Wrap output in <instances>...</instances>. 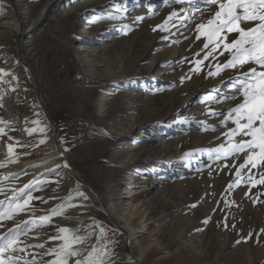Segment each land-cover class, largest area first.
Instances as JSON below:
<instances>
[{
	"label": "rangeland",
	"instance_id": "1",
	"mask_svg": "<svg viewBox=\"0 0 264 264\" xmlns=\"http://www.w3.org/2000/svg\"><path fill=\"white\" fill-rule=\"evenodd\" d=\"M9 1H21L29 27L22 50L70 166L134 233L130 244L142 264H264V184L256 183L264 166L241 168L245 154L215 151L230 143L225 133L235 125L221 121L240 101L222 100L231 95L237 70L208 76L229 54L205 60L209 49L204 37L197 39L196 25L206 24L217 6L210 0ZM7 6L0 2V25L15 18ZM173 11L178 16L168 30L157 27ZM0 69V211L28 201L10 219L0 217V236L19 225L26 251L14 255L48 264L55 256L45 253L62 243L50 238L67 227L85 237L73 245L80 255L69 264L93 247L106 249L104 264H127L125 235L95 193L58 162L53 130L11 28L0 27ZM209 95L216 99L205 100ZM53 209L60 214L52 216ZM41 216H51L50 223L39 222Z\"/></svg>",
	"mask_w": 264,
	"mask_h": 264
},
{
	"label": "snow or ice",
	"instance_id": "2",
	"mask_svg": "<svg viewBox=\"0 0 264 264\" xmlns=\"http://www.w3.org/2000/svg\"><path fill=\"white\" fill-rule=\"evenodd\" d=\"M180 2L183 3L184 0H180ZM210 3L217 6L216 11L207 20L206 24L196 25L199 32L197 39L204 37L203 47L209 49L204 59L206 60L208 56L218 51L220 55H223L224 52L229 55L222 65H217L216 72H209L208 76L219 75L224 69L237 70L239 72L238 77L230 78L231 95L223 96L222 100H236L237 96L240 97V101L228 109L224 120L221 121L222 124L231 121L235 125L225 133L230 143L227 146L221 144L215 151L218 154L222 153L225 157L245 154L246 158L240 165L241 168L248 165L251 168L264 166V0H210ZM176 16H178V13L173 11L164 21V24L157 27L167 31L165 25ZM137 19H143V17H137ZM230 35L233 37L231 40H229ZM201 63L202 61H197L196 71L201 70L199 67ZM246 65L248 66L247 70H242ZM0 71L3 70L0 69ZM204 99L215 100L216 97L209 95ZM222 100L216 102L220 103ZM35 123H38V121ZM0 133H3L2 128H0ZM236 136H239L240 140L233 142V138ZM8 147L11 153L12 146L9 145ZM186 155H190V153ZM219 158L220 155L217 156V159ZM65 166L67 165L65 164ZM49 171L53 170L50 169ZM256 183L264 184V173L261 174V178ZM28 187L29 185H25V188ZM228 187L232 188L233 185L229 184ZM23 191L22 189L21 192ZM78 195L83 196L84 194L78 193ZM68 199L71 200L72 197ZM27 203V200L23 204L16 203L15 207L9 212L0 211V217L10 219L13 212L23 211ZM2 205L3 202L0 201V208H2ZM68 206L73 207L74 205L69 204ZM59 207L62 211L64 206ZM58 214L60 212L57 209L52 210V216ZM38 221L50 223L51 216H41ZM32 223L35 225L37 222L32 221ZM27 224L26 221L25 225ZM71 231L67 227H61L58 232L62 235L50 238L60 240L62 243L58 248L47 250L46 255L55 256V259L48 261V264H69L71 257L80 255L73 245L83 243L85 237L72 235ZM103 231L104 229L101 228V233ZM21 234H23V229L17 225L15 229H9L7 233L0 236V264H35V256L32 260H27L23 256L14 255V253H24L26 251L25 247H19ZM239 242L237 241V243ZM26 247L42 248L44 246L28 245ZM105 254L106 249L101 251V249L93 247L83 260H75V264H104L103 256Z\"/></svg>",
	"mask_w": 264,
	"mask_h": 264
},
{
	"label": "water",
	"instance_id": "3",
	"mask_svg": "<svg viewBox=\"0 0 264 264\" xmlns=\"http://www.w3.org/2000/svg\"><path fill=\"white\" fill-rule=\"evenodd\" d=\"M0 2H1L2 4H4V5H9V6H11V8L14 9V5H15V4H14L13 2H11V1H9V0H0ZM14 12H15V15L18 16V13H17L16 11H14ZM0 27H1V25H0ZM23 30H25V29L23 28ZM21 35H22V34H21ZM20 38H21L22 40L19 39V41H18V43H17L20 63L22 64V66H23L25 69L29 70V72L32 74L33 79H34V81H35V83H36L37 97H38V99H39V102H40L41 105H42V110H43V112H44V114H45V116H46V118H47L49 124L51 125L52 130H53L55 144L58 143L57 146H56L57 153H59V154H57V157H59V159H60V161H61V163H62L63 169L67 172V174H68L69 176H71L73 179H75V180H76L77 182H79L80 184L89 187V188L95 193V195L97 196L96 198H97L99 201H101V203H100L101 206H100V207H101L103 210H105V211L110 215V217H111L113 223L115 224L116 228L119 229L122 233H125V237H126V245H125V246H126V249L128 250L129 248H131L130 238H129L127 232H126L125 230H123V228H121V225H119V224L116 222V220H115L113 214H111V213L109 212L108 207H107V206H103L102 201H103L104 198H103V197L101 196V194L97 191V189H95V188L92 187L88 182H86L85 180H83L82 178H80V176H78V175L75 173V171H73L72 167L70 166V164H69V162H68V160H67V158H66V156H65V153L63 152L62 147H61V145H60L59 142H58V139H59V127H58V125L55 123V121L53 120V118L51 117V115L49 114V112L47 111V109H46V107H45V105H44V103H43L42 92H41V89H40V87H39V82H38L37 79H36V75H35V73H34V71H33V69H32V66H31L27 61H25V59L23 60V54H24V53H23V50H22L21 45L23 44V41L25 40V39H24V38H25V34H23ZM65 164H66L67 166H65Z\"/></svg>",
	"mask_w": 264,
	"mask_h": 264
},
{
	"label": "bare ground",
	"instance_id": "4",
	"mask_svg": "<svg viewBox=\"0 0 264 264\" xmlns=\"http://www.w3.org/2000/svg\"><path fill=\"white\" fill-rule=\"evenodd\" d=\"M61 3H65L67 0H59ZM19 3H21V1L20 2H18V4ZM18 4L17 3H15V5H14V9L13 8H10V7H8V9L10 8L11 10H12V13H13V16L15 17V18H10V19H8V20H5L4 21V23H1V27L4 29V28H11V29H13L14 31H16V45H17V43H18V41H19V39L20 40H22L20 37L23 35V34H25V38L24 39H26V36H27V32H29L26 28H29V27H25V24H24V21H22V19H21V14H20V12L23 10V8H21V11L19 10V6H18ZM4 5V4H3ZM21 5V4H20ZM6 6V5H5ZM14 11H16L17 13H18V16L17 15H15V12ZM44 12H45V10H44ZM41 18H42V15H41ZM37 21H39V20H37ZM23 28L25 29V30H23ZM22 34V35H21ZM235 35V34H234ZM233 37L230 35L229 36V40H231ZM21 47H22V49L24 48V43L21 45ZM25 59V61H27V59H26V57H25V54H23V60ZM28 62V61H27ZM247 65L245 66V68L244 69H242V70H247ZM32 69H33V71H34V73H35V75H36V79H37V81L40 83V80H39V78H38V76H37V73L35 72V70H34V68H33V66H32ZM28 72H29V70H28ZM30 73V72H29ZM31 74V73H30ZM232 74V73H231ZM234 75H239V72L237 71V72H235L234 73ZM230 76V74H227V75H225L224 77H222L221 79H219L218 81H216V83L215 84H217V85H220V83H222V81L224 80V79H226L227 77H229ZM202 85V87H210V86H212L213 84L212 83H202L201 84ZM42 92V91H41ZM10 98V97H9ZM44 99V98H43ZM6 101H8V99L7 100H4V102H6ZM44 103V102H43ZM59 134H60V131H59ZM58 142H59V144H60V139H58ZM58 144V143H57ZM57 144H55V141H54V146H55V148H56V146H57ZM61 145V144H60ZM56 153H57V151H56ZM57 154H59V153H57ZM56 154V155H57ZM66 156V155H65ZM56 158V157H55ZM58 159H59V157H57ZM67 158V157H66ZM58 162H59V164L60 165H62V163H61V161H60V159L58 160ZM28 163H31V162H28ZM70 164V163H69ZM76 173V172H75ZM69 176V175H68ZM70 178V177H69ZM94 187V186H93ZM95 188V187H94ZM96 189V188H95ZM98 191V190H97ZM99 192V191H98ZM100 193V192H99ZM101 194V193H100ZM104 198V197H103ZM96 201L99 203V205L101 206V201H99L97 198H96ZM102 203H103V206H107L108 207V210H109V212L111 213V214H113V211L111 210V208L109 207V205H108V203L106 202V200H105V198L103 199V201H102ZM101 211V210H100ZM102 212V211H101ZM103 213V212H102ZM113 216H114V218H115V220H116V222L119 224V225H121V223L118 221V219H117V216H115L114 214H113ZM125 226H127V225H125ZM121 228H123V230H125L126 232H127V234H128V236H129V238H130V240H134L135 239V236H134V233H132V232H130L128 229H127V227H124V226H122L121 225ZM123 235H125V233H123ZM248 253H249V256H250V259L252 258L253 259V255H252V252L249 250L248 251ZM124 256H125V260H126V262H127V264H142V261L140 260V258L138 257V254L136 253V252H134L133 251V247L131 246V248H129L128 250L126 249V246H125V249H124ZM250 261H252V260H250Z\"/></svg>",
	"mask_w": 264,
	"mask_h": 264
}]
</instances>
